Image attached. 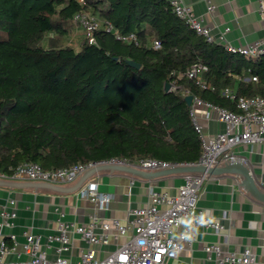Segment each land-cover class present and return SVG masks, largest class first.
Returning a JSON list of instances; mask_svg holds the SVG:
<instances>
[{"label":"trees","instance_id":"obj_1","mask_svg":"<svg viewBox=\"0 0 264 264\" xmlns=\"http://www.w3.org/2000/svg\"><path fill=\"white\" fill-rule=\"evenodd\" d=\"M80 11L113 30H98L94 44L84 36L79 47L64 44ZM194 64L205 67L204 87L185 75ZM167 82L177 88L166 91ZM225 88L264 97V55L207 43L168 0H0L2 173L23 162L58 170L111 157L195 163L202 143L183 92L239 111Z\"/></svg>","mask_w":264,"mask_h":264},{"label":"built area","instance_id":"obj_2","mask_svg":"<svg viewBox=\"0 0 264 264\" xmlns=\"http://www.w3.org/2000/svg\"><path fill=\"white\" fill-rule=\"evenodd\" d=\"M168 1L174 14L207 43L221 45L227 52L245 57L264 55V37L247 44L235 45L226 37L229 28L215 35L204 17L197 15L185 0ZM257 2L258 12L264 21V0ZM207 10H215L212 0H207ZM73 23L92 44L96 43L95 33L98 30H113L109 22H103L90 11L76 13ZM114 33L120 40L138 42L137 35L133 32L122 34L114 30ZM153 47L159 48L160 42L155 40ZM203 69L205 67L202 64H194L185 75L204 87L201 79ZM251 79L257 80V77L246 80ZM176 88L175 82H171L170 90ZM183 94L184 97L192 95L188 90H184ZM222 95L235 100L239 111H231L194 95L189 104L190 118L202 143V154L195 163L207 167L229 161H243L247 164L240 149L264 142V97L238 96L230 88H225ZM210 120L222 123L223 129L213 133L206 132L204 123ZM182 164L186 163H171L156 158L131 160L111 157L78 162L58 170H43L35 162H23L10 175L0 172V179L71 185L88 169L102 165L163 170ZM207 177L208 175L196 173L184 174V182L174 194L151 185L147 203L128 206L125 218L98 215V211L110 208L114 197L109 192L99 190L98 180L90 178L76 191L78 198L89 200L96 208V213L91 214L87 222L65 221L60 217L55 233L43 236L26 230L22 242H19L16 234L4 232V228L12 226L17 216L15 211L4 207L0 209V264H167L190 250L196 242H200V232L208 231L224 236L222 242L205 241L201 244L205 260L209 264H258V256L251 246L232 249L224 247L229 241L230 228L225 223L227 216L213 218L199 208L198 200ZM8 203L14 204L15 199L10 198ZM8 240L12 241L11 245ZM77 240L85 242L87 248L81 249L79 260L73 261L64 256V253L71 252ZM50 249L53 257L49 256ZM11 253L24 254L27 258L8 259L7 256Z\"/></svg>","mask_w":264,"mask_h":264},{"label":"crops","instance_id":"obj_3","mask_svg":"<svg viewBox=\"0 0 264 264\" xmlns=\"http://www.w3.org/2000/svg\"><path fill=\"white\" fill-rule=\"evenodd\" d=\"M185 1L197 15L204 17L215 35L229 28L226 37L235 45L247 44L264 37V21L258 12L257 0H212L215 4V10L212 12L207 10V0ZM83 36L84 34L81 37ZM204 127L206 132L213 133L223 129V124L210 120L204 123ZM240 151L247 159V165L257 183L264 188V142L256 146H244ZM92 178L98 180L99 190L109 192L114 197L110 208L98 211V215L118 218H125L128 206L147 203L151 185L174 194L177 187L184 182V174L144 180L123 172L101 171ZM78 180L79 178L74 183ZM239 182L240 178L234 174L208 175L203 182L198 206L207 216H227L225 223L230 229L229 241L228 244L225 243V248L249 245L258 256V264H264V203L247 194ZM10 198L15 199L14 204L8 203ZM4 207L17 214L12 226L5 227L4 232L16 234L19 242L24 240L23 233L26 230L43 236L55 233L60 217L65 221L84 223L90 219L91 214L96 213L94 204L87 199L78 198L76 192L60 194L44 189L0 186V209ZM199 239L200 242H196L190 250L181 253L177 259L170 260L167 264H209L205 260L201 244L205 241L222 242L224 236L208 231L200 232ZM8 243L11 245L12 241L8 240ZM84 248H87V244L77 240L72 251L65 252L64 256L77 261L80 250ZM49 256H54L52 249L49 250ZM7 258L26 259L27 256L11 253Z\"/></svg>","mask_w":264,"mask_h":264},{"label":"water","instance_id":"obj_4","mask_svg":"<svg viewBox=\"0 0 264 264\" xmlns=\"http://www.w3.org/2000/svg\"><path fill=\"white\" fill-rule=\"evenodd\" d=\"M128 63L135 67H140V64L129 60ZM165 90L170 89V83H165ZM188 105L192 101V95L185 97ZM101 171L123 172L131 176L144 179L153 180L164 176L196 173L202 175H220V174H234L240 178V186L252 198L258 202L264 203V188H262L256 181L251 168L243 161H229L216 166H204L197 163H186L182 165L173 166L163 170H143L132 166L119 165H102L85 171L79 180L71 185H57L47 182H33V181H14L0 179V186L15 188V189H44L54 193L71 194L75 193L79 188L90 178Z\"/></svg>","mask_w":264,"mask_h":264},{"label":"rangeland","instance_id":"obj_5","mask_svg":"<svg viewBox=\"0 0 264 264\" xmlns=\"http://www.w3.org/2000/svg\"><path fill=\"white\" fill-rule=\"evenodd\" d=\"M74 28H72V31H70V34H68L66 37H63L64 44L77 46L79 47V43L82 36V30L80 28H76L75 24L73 25Z\"/></svg>","mask_w":264,"mask_h":264}]
</instances>
